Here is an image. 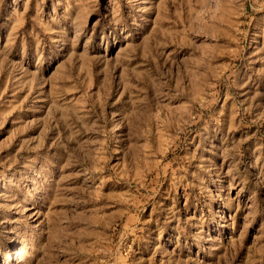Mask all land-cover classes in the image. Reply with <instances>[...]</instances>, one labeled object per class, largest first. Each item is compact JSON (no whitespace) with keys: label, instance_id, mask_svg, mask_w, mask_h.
<instances>
[{"label":"rangeland","instance_id":"374dc122","mask_svg":"<svg viewBox=\"0 0 264 264\" xmlns=\"http://www.w3.org/2000/svg\"><path fill=\"white\" fill-rule=\"evenodd\" d=\"M0 264H264V0H0Z\"/></svg>","mask_w":264,"mask_h":264}]
</instances>
